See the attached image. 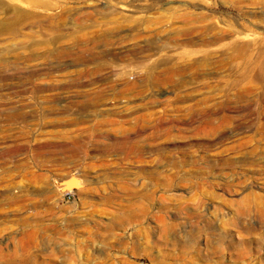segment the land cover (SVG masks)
<instances>
[{
	"label": "rangeland",
	"instance_id": "1",
	"mask_svg": "<svg viewBox=\"0 0 264 264\" xmlns=\"http://www.w3.org/2000/svg\"><path fill=\"white\" fill-rule=\"evenodd\" d=\"M0 264H264V0H0Z\"/></svg>",
	"mask_w": 264,
	"mask_h": 264
},
{
	"label": "bare ground",
	"instance_id": "2",
	"mask_svg": "<svg viewBox=\"0 0 264 264\" xmlns=\"http://www.w3.org/2000/svg\"><path fill=\"white\" fill-rule=\"evenodd\" d=\"M243 52H244V50H243ZM247 64H248V65H247ZM247 64L245 63L246 66H253V65H254V63H250V62H248V61H247Z\"/></svg>",
	"mask_w": 264,
	"mask_h": 264
}]
</instances>
